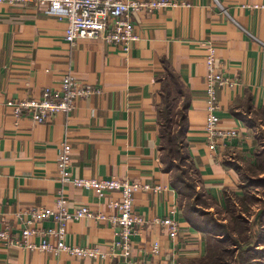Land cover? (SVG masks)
<instances>
[{"label":"crops","instance_id":"1","mask_svg":"<svg viewBox=\"0 0 264 264\" xmlns=\"http://www.w3.org/2000/svg\"><path fill=\"white\" fill-rule=\"evenodd\" d=\"M174 1L188 6L135 12L139 39L128 51L90 39L71 45L65 39L67 22L47 14L44 6L0 3V211L8 217L13 233L25 226L32 209L54 208L61 193L71 208L82 204L115 213L107 203L118 199L119 192L100 198L92 189L59 179L58 155L67 142L72 146L73 177L151 185L135 194V211L146 220L132 237L138 264H205L212 234L184 213L172 173L164 167L163 86L170 75L179 79L180 108L188 102L190 162L200 173L209 199L228 209L232 196H245L246 185L258 181L257 173L264 171L257 150L264 121V0ZM209 44L216 46L226 76L237 83L217 91L219 127L238 132L235 138L221 140L215 151L209 149L205 136ZM69 73L102 93L80 98L69 113L60 112L42 123L30 116L15 117L8 100L41 97L46 87L60 89ZM174 207L180 232L172 239L152 220L165 217ZM18 213H24V218L15 216ZM53 225L51 219L43 223L45 228ZM117 228L108 219L86 217L67 223L66 240L110 249L118 239ZM155 241L161 248L152 256ZM0 264L125 262L0 243Z\"/></svg>","mask_w":264,"mask_h":264},{"label":"built area","instance_id":"2","mask_svg":"<svg viewBox=\"0 0 264 264\" xmlns=\"http://www.w3.org/2000/svg\"><path fill=\"white\" fill-rule=\"evenodd\" d=\"M36 3L45 7L49 15L57 16L67 22L65 39L75 45L78 39H90L107 43L116 48L128 51L132 42L139 39L135 32L134 15L137 11L154 12L166 7L187 5L185 2L174 0H0V3ZM257 7V6H255ZM264 7V5L262 6ZM206 56L208 73L206 76V120L205 136L212 151L217 150L221 140L232 139L237 136V130L222 129L220 125V102L218 88L235 87L237 83L226 76L223 63L217 57L214 44H209ZM60 89L46 87L41 97L27 100H8L17 119L30 116L42 123L49 117L63 112L69 113L80 98L102 93V89L86 84L77 79L72 73L67 74ZM72 146L65 142L58 155L59 179L65 183L92 189L103 198L107 193L119 192L118 199L107 203L114 214H106L94 210L88 205L70 207L66 196L61 193L57 196L54 208L40 207L32 209L30 219L20 232L13 233L8 217L0 211V243L6 247L21 246L28 250H39L58 255L67 252L75 257H89L97 260L120 258L125 264H138L139 260L133 258V235L137 226L146 223V220L135 211V194L139 190H149L151 185L119 178L90 179L73 177L70 173ZM159 190L161 187L156 186ZM178 209L174 207L165 217H156L152 223L160 225L167 231L170 238L175 239L180 232V223L177 219ZM15 216L23 219L25 214ZM110 220L118 227L115 234L117 241L115 247L103 250L98 245H73L66 240L67 223L79 221L83 218ZM51 219L54 225L45 228L43 223ZM160 243H152L150 254L160 253ZM144 256V254H143Z\"/></svg>","mask_w":264,"mask_h":264},{"label":"rangeland","instance_id":"3","mask_svg":"<svg viewBox=\"0 0 264 264\" xmlns=\"http://www.w3.org/2000/svg\"><path fill=\"white\" fill-rule=\"evenodd\" d=\"M181 110L180 103H177L171 126V135L176 137ZM161 118L166 122L165 114ZM261 124L258 130L261 145L257 150L262 155L259 163L264 166V121ZM177 144L179 154L169 151L167 137L163 140L164 167L170 170L173 182L177 183L175 185L184 213L189 217L203 219L208 224L212 236L207 264H244L245 250L248 249H252L248 258H254V264H264V246L260 245L264 244V171L257 173L256 177L260 180L246 185L245 196L240 198L233 195V207L229 205L225 209L207 196L200 173L190 162L187 143L177 140ZM249 169L247 172L251 174ZM254 242L256 244L253 245Z\"/></svg>","mask_w":264,"mask_h":264},{"label":"trees","instance_id":"4","mask_svg":"<svg viewBox=\"0 0 264 264\" xmlns=\"http://www.w3.org/2000/svg\"><path fill=\"white\" fill-rule=\"evenodd\" d=\"M167 80L168 81H166L164 86H163L161 117H163L165 114L166 115V122H163L162 118H161L162 136H163V140L166 139V137H167V142L170 146L169 151L170 152H176L177 154H179V151L177 149V145H178L177 140H180V141L184 140L186 142V132H187L186 111H187L188 102L185 101L182 104L181 119H180L178 131H177V137L173 136V135H171V126H173V114H174V110H175L177 103H179V95H180V93H183V88H182L177 76L170 75L169 79H167ZM165 129H167V130L165 131ZM184 144L185 143H182V145H184ZM162 150H165V146L163 144H162ZM165 164H166V162H165ZM166 170L170 171L169 169H166ZM173 184H174L175 188L177 189V186H176L177 183L173 182ZM190 218L194 224H196L200 228H201V226H203V228H205V230L210 233V231L207 228L208 224H205L203 219H201V220H203V221H201L198 219V217L197 218L196 217H190ZM251 251H252V249L245 250V256L247 258L245 257L244 262H246V263H244V264H254V262L252 261L254 258H250V259L248 258V255H249V253H251ZM208 258H209V256H208ZM208 258L205 262L206 264H207V262H209Z\"/></svg>","mask_w":264,"mask_h":264}]
</instances>
